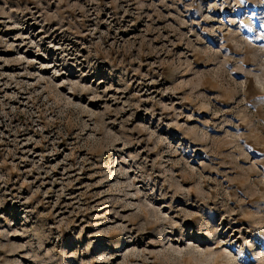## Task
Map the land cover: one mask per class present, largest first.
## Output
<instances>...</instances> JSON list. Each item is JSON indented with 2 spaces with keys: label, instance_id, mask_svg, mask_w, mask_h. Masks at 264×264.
Masks as SVG:
<instances>
[{
  "label": "rangeland",
  "instance_id": "obj_1",
  "mask_svg": "<svg viewBox=\"0 0 264 264\" xmlns=\"http://www.w3.org/2000/svg\"><path fill=\"white\" fill-rule=\"evenodd\" d=\"M0 264H264V0H0Z\"/></svg>",
  "mask_w": 264,
  "mask_h": 264
}]
</instances>
